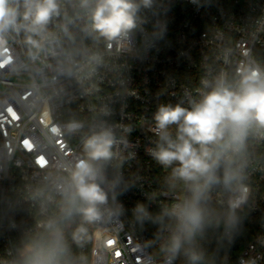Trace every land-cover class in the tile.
I'll list each match as a JSON object with an SVG mask.
<instances>
[{"label": "built area", "instance_id": "1", "mask_svg": "<svg viewBox=\"0 0 264 264\" xmlns=\"http://www.w3.org/2000/svg\"><path fill=\"white\" fill-rule=\"evenodd\" d=\"M155 7L142 10L147 19L141 28L119 44L94 43L82 24L71 27L78 49L71 62L47 53L29 59L22 33L0 50V257L13 258L56 210L50 180L83 157V139L111 126L117 159L107 170L112 175L118 169L128 184L117 196L123 210L90 227L83 247L70 235L69 243L86 264H167L162 249L170 221L161 213L184 189L178 183L165 187L170 169L149 155L156 139L153 114L162 103L185 99L187 106L202 79L211 81L221 71L232 78L253 60L264 67V0H156ZM89 51L102 60L90 61ZM70 120L83 128L68 133ZM249 154L252 193L237 211L260 223L237 248L235 264H264V142H250ZM227 199L223 189L213 190L212 206L227 208ZM137 203L146 205L151 220H136Z\"/></svg>", "mask_w": 264, "mask_h": 264}, {"label": "clouds", "instance_id": "2", "mask_svg": "<svg viewBox=\"0 0 264 264\" xmlns=\"http://www.w3.org/2000/svg\"><path fill=\"white\" fill-rule=\"evenodd\" d=\"M155 6L156 0H0V50L6 49L13 35L22 33L29 59L47 53L71 62L78 54L71 27L82 24L94 43L119 44L141 28L147 19L142 10L156 11ZM87 58L102 60L96 51H89ZM201 84L197 96L186 97L187 106L185 99L162 103L153 114L156 139L149 155L163 169H170L172 186L178 183L184 189L161 213L170 221L162 249L167 264L181 256L187 264H203L205 253L198 238L209 226L220 225L211 203L214 189L228 193L225 231L238 225L237 210L252 193L247 182L250 142H264V67L255 60L244 62L232 78L221 71ZM83 126L70 120L65 130L75 134ZM51 131L62 130L52 127ZM116 144L111 126L83 139V157L61 166L50 180V190L58 197L56 210L41 220L39 230L13 258L0 257V264H86L85 257L74 254L68 236L72 244L83 247L90 227L123 210L117 196L128 184L118 169L112 175L107 170L117 159ZM133 216L141 222L153 218L143 203L136 204Z\"/></svg>", "mask_w": 264, "mask_h": 264}, {"label": "trees", "instance_id": "3", "mask_svg": "<svg viewBox=\"0 0 264 264\" xmlns=\"http://www.w3.org/2000/svg\"><path fill=\"white\" fill-rule=\"evenodd\" d=\"M168 171L167 178L169 177ZM165 187L175 189L171 183L164 184ZM215 209L216 217L220 225L209 226L202 238H198L199 246L205 253L203 264H235L237 248L250 240L258 231L259 219L246 212L237 211L239 223L231 229L229 236L225 235L223 218L227 208L212 206ZM175 264H187L186 259L181 256L175 260Z\"/></svg>", "mask_w": 264, "mask_h": 264}]
</instances>
